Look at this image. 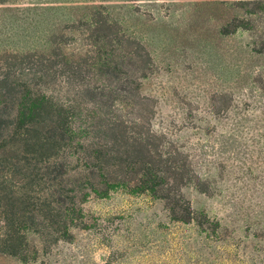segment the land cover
I'll return each instance as SVG.
<instances>
[{"label":"rangeland","instance_id":"1","mask_svg":"<svg viewBox=\"0 0 264 264\" xmlns=\"http://www.w3.org/2000/svg\"><path fill=\"white\" fill-rule=\"evenodd\" d=\"M147 48L154 131L187 156L206 193L183 196L204 227L124 189L85 204L87 229L0 264H264V0H0V57L85 50L92 14Z\"/></svg>","mask_w":264,"mask_h":264},{"label":"trees","instance_id":"2","mask_svg":"<svg viewBox=\"0 0 264 264\" xmlns=\"http://www.w3.org/2000/svg\"><path fill=\"white\" fill-rule=\"evenodd\" d=\"M84 52L55 36L47 53L0 57V254L22 261L87 229L85 204L124 189L164 203L178 223L204 227L183 196L202 188L187 156L152 126L142 82L149 51L92 14Z\"/></svg>","mask_w":264,"mask_h":264}]
</instances>
